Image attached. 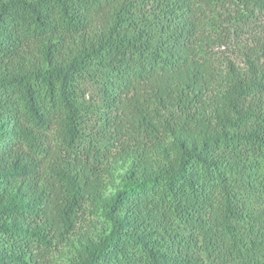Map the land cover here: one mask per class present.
<instances>
[{"label": "trees", "instance_id": "trees-1", "mask_svg": "<svg viewBox=\"0 0 264 264\" xmlns=\"http://www.w3.org/2000/svg\"><path fill=\"white\" fill-rule=\"evenodd\" d=\"M0 264H264V0H0Z\"/></svg>", "mask_w": 264, "mask_h": 264}]
</instances>
